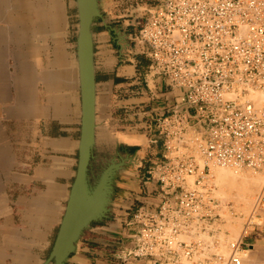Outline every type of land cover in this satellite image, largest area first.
Wrapping results in <instances>:
<instances>
[{
  "label": "built area",
  "instance_id": "1",
  "mask_svg": "<svg viewBox=\"0 0 264 264\" xmlns=\"http://www.w3.org/2000/svg\"><path fill=\"white\" fill-rule=\"evenodd\" d=\"M135 43L152 103L145 197L157 202L131 211L119 261L244 264L249 229L262 235L254 217L264 210V188L224 255L208 230L223 218L212 169L264 173V0H157Z\"/></svg>",
  "mask_w": 264,
  "mask_h": 264
},
{
  "label": "crops",
  "instance_id": "2",
  "mask_svg": "<svg viewBox=\"0 0 264 264\" xmlns=\"http://www.w3.org/2000/svg\"><path fill=\"white\" fill-rule=\"evenodd\" d=\"M58 32L63 33L59 29ZM13 39L11 31L0 23V264H35L51 247V235L59 219L57 209L63 208L66 201L76 162L75 134L79 125L72 117L68 121L63 105V86L73 83L67 81L62 40L55 48L52 71L50 59L44 53L36 54L33 41L30 53L20 60ZM98 54L95 76L110 65L101 50ZM143 74L142 79L135 80L136 68L131 67L127 74L117 75L128 77L132 85L142 80L146 87ZM114 87V80L97 81L96 128L114 130L119 122L116 113L129 111L134 114L126 120L136 124L123 126L126 131L121 140L147 145L142 113L152 105L147 89L139 92L137 98L114 104ZM133 188L140 192L138 186ZM139 200L157 202L152 197ZM257 236L259 232L256 240L264 246V239L258 240ZM80 245L70 264H94V255L82 254Z\"/></svg>",
  "mask_w": 264,
  "mask_h": 264
},
{
  "label": "flooded vegetation",
  "instance_id": "3",
  "mask_svg": "<svg viewBox=\"0 0 264 264\" xmlns=\"http://www.w3.org/2000/svg\"><path fill=\"white\" fill-rule=\"evenodd\" d=\"M127 5V0H109V3L102 4L100 8L101 15L95 20L93 26L92 41L94 63L100 58V55L98 54L96 56V53L101 50L102 56L110 64L105 71L97 73L95 80L96 83L97 81L106 82L114 80V96L116 97V99H113L114 104L130 98L132 99L133 97H139V92H143L144 88L142 80H140V84L132 85L128 77H119L117 75L122 72L127 74L131 67H135L137 74L134 76L135 80L137 77H141L140 79H142V74L144 73L143 68L146 66V60L139 53V49L135 43V21H133V13ZM138 20H140V18ZM74 22L77 23L78 19L74 18ZM70 42L74 44L75 39L71 38ZM151 107L152 105L149 106V109L142 112L145 114L144 122L146 123L145 129L143 127L142 130L144 129L146 132L147 124L150 121L149 114ZM138 111L139 109L136 110V112ZM131 114L134 113H130L129 111H119L116 113V116H119V122L116 124L118 127H115L114 130L111 129V131H107L104 129H95V159L92 170H94V173L104 172L109 174L112 180V203L108 218L99 223H92L87 231L88 234L86 233L88 237L81 239L80 247L82 254L94 255V257H100V255L105 254L106 250V261L111 258H119L122 248L129 244V233L126 227L127 219L131 211L141 202L139 197H145L147 193V163L153 154V147L150 146L148 141V145L150 146L148 160L144 161L143 158L142 164L139 165V159L136 153L142 151V146L144 147L146 144L140 143L137 145L124 143L120 138L126 131V128L123 126L126 127L131 124H136L131 123L129 119L126 120ZM135 116L137 118L138 114ZM110 124H112V126L113 124L115 125L113 120L110 121ZM137 132H141V129H138ZM79 135L80 132L77 131L75 134L77 140L79 139ZM75 157L78 158L77 150ZM103 157H107L109 160L101 161L100 159ZM74 169L76 170V166H74ZM135 186H138L140 192L134 191V188L132 189V187ZM127 201L128 203H126L125 206L124 203ZM129 206L133 207L130 211H128ZM96 228H100L103 233L100 234L97 232L95 230ZM105 234L111 239L105 244H100L99 238ZM50 250L51 247L46 252V257ZM109 261L110 260H108V262ZM111 262L112 264H121L120 261H116V259H112Z\"/></svg>",
  "mask_w": 264,
  "mask_h": 264
},
{
  "label": "rangeland",
  "instance_id": "4",
  "mask_svg": "<svg viewBox=\"0 0 264 264\" xmlns=\"http://www.w3.org/2000/svg\"><path fill=\"white\" fill-rule=\"evenodd\" d=\"M59 1V2H58ZM74 0H0V23L2 26H6V28L11 31L13 34L14 40V49H17V52L21 59H25L26 56L30 53V48L32 47V41L35 43L36 54L44 53L48 60L50 59L51 64L49 65V69L53 71V59L56 54L55 48L59 45V40H62L64 51L67 56V81L71 84H64L63 86V105L66 110V116L68 117V121H70V117L77 116L79 117V91L76 83V73H75V56L73 51V43L70 42V39L73 38V25L75 24V8L73 4ZM109 3V0L106 1V4ZM127 3L130 10L133 13V21H135V30L138 26L137 21L141 20V17L145 13V8L155 5L157 0H127ZM49 4V5H48ZM105 4V3H104ZM48 9V10H47ZM48 17V18H47ZM66 18V19H65ZM140 18V20L138 19ZM60 22V24H59ZM59 28V31L63 32L62 35L57 32L56 29ZM134 30V32H135ZM38 44H42V51H40L41 47ZM39 51V52H38ZM69 56V57H68ZM69 61V62H68ZM71 71V72H70ZM147 88L144 87L143 90ZM145 145V144H144ZM150 153V146L147 144L144 147L142 146V151L136 153V156L142 155L145 160H148V154ZM111 156V155H110ZM101 161H107L109 158H101ZM111 160V159H110ZM99 161V159H98ZM143 161V164H144ZM213 168V169H217ZM222 168V167H220ZM224 168V167H223ZM227 168V167H225ZM212 169V180L213 183L217 187V197L222 203L223 206V218L221 220L216 221L215 223L209 224L211 228V234L218 239L219 248L218 250H223V247L228 248L230 242L238 239L245 227V223L247 219L251 216L253 210V204L250 208L246 210L242 209L240 205H237L235 201L228 197L226 192L220 187V185L216 182V179L213 174ZM231 169V168H230ZM75 170V169H74ZM233 170V169H232ZM235 171V170H233ZM242 175L248 177H255L258 180V193L255 196H258L259 192L264 188V173L255 172L251 169L244 168L238 171ZM232 195V194H231ZM229 196V195H228ZM255 201V200H254ZM142 202H140L137 206H139ZM136 206V207H137ZM135 207V208H136ZM133 208L132 206L128 207V211ZM134 208V209H135ZM62 215V207L57 209V218H60ZM127 215V214H126ZM254 221L256 223H262L264 226V210L261 211L256 217H254ZM231 224L236 227L238 234L241 233L238 238L232 235V232L229 231ZM125 228V226H124ZM252 228V227H251ZM249 229L248 238L244 239L245 243H251L253 247L246 253L247 256H244V264H263L264 262V246L257 242L256 234L258 233L257 229ZM97 232L102 234L100 228L95 229ZM57 231V226L53 230L51 235V242L53 243L55 239V233ZM199 231V230H198ZM262 237L258 238V240L264 239V227L262 229ZM196 232V231H195ZM105 233V232H104ZM88 234V233H87ZM85 235V238L88 235ZM197 234V233H196ZM195 234V236H196ZM223 236L228 243L224 241L220 242L219 236ZM229 235H232L229 237ZM184 238V237H183ZM203 238V236H202ZM210 238V237H208ZM233 238V239H232ZM111 238H109L106 234L99 238L100 244L107 243ZM187 240V239H186ZM189 240V239H188ZM210 240H213L210 238ZM230 241V242H229ZM210 242V241H209ZM212 242V241H211ZM223 246H221L220 245ZM217 248V247H216ZM225 249V248H224ZM229 250V249H228ZM220 252V251H219ZM46 254V253H45ZM120 255V254H119ZM107 253L105 250V254L100 255V257H95L94 264H112V259H116L119 261V258H111L106 261ZM46 256L42 258L45 259ZM201 259L204 257H200ZM41 260V261H42ZM41 261L36 262L35 264H40ZM137 264V263H136Z\"/></svg>",
  "mask_w": 264,
  "mask_h": 264
},
{
  "label": "water",
  "instance_id": "5",
  "mask_svg": "<svg viewBox=\"0 0 264 264\" xmlns=\"http://www.w3.org/2000/svg\"><path fill=\"white\" fill-rule=\"evenodd\" d=\"M105 0H74L75 18L72 36L76 83L79 91V139L76 141V170L72 172L62 215L48 256L40 264H70L92 223L108 218L112 203V180L108 173H94L96 129V88L93 51V26L100 17ZM139 156V165L142 164Z\"/></svg>",
  "mask_w": 264,
  "mask_h": 264
},
{
  "label": "bare ground",
  "instance_id": "6",
  "mask_svg": "<svg viewBox=\"0 0 264 264\" xmlns=\"http://www.w3.org/2000/svg\"><path fill=\"white\" fill-rule=\"evenodd\" d=\"M58 29H56L57 32H58ZM57 32L55 31L56 34ZM261 97H262L261 95H257V98H261ZM213 170H214L213 174L216 179V182L220 185V187L224 190V192H226V194L230 192L229 194H227V198L231 196L230 198H232L235 201V203H237V205H240L242 209L247 211V209L252 206V203L255 200V196L258 193V180L252 176L248 177V176L242 175V173L240 174L238 171H233L230 168L218 167L217 169H213ZM229 231L232 232L233 238L236 236H237L236 238H238V236L241 234V233L238 234L236 227L233 226L232 224H231ZM195 234L196 233L193 231L191 233L183 234L182 237H184V239L190 240L196 237ZM232 235H229V237ZM219 237H220L219 239L221 240L220 242H223V244H224V241L225 242L227 241L226 240L227 238L224 239V237L221 235ZM203 239L206 241H210V242L212 241L210 240V238H207L206 236H203ZM216 249L217 248H215V251ZM219 251L224 255H227L229 253V250L226 247H223V250H219ZM245 255L247 256V253L243 254V259Z\"/></svg>",
  "mask_w": 264,
  "mask_h": 264
}]
</instances>
